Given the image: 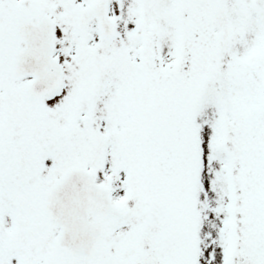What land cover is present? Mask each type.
Segmentation results:
<instances>
[{
  "label": "snow or ice",
  "instance_id": "1",
  "mask_svg": "<svg viewBox=\"0 0 264 264\" xmlns=\"http://www.w3.org/2000/svg\"><path fill=\"white\" fill-rule=\"evenodd\" d=\"M0 264H264V0H0Z\"/></svg>",
  "mask_w": 264,
  "mask_h": 264
}]
</instances>
